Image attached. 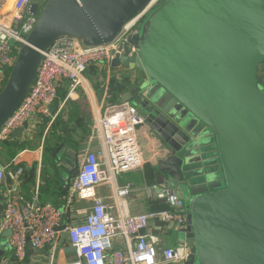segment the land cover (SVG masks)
<instances>
[{"label":"water","instance_id":"water-1","mask_svg":"<svg viewBox=\"0 0 264 264\" xmlns=\"http://www.w3.org/2000/svg\"><path fill=\"white\" fill-rule=\"evenodd\" d=\"M150 2L46 0L40 11L33 4L37 21L0 90V127L23 101L42 52L57 38L73 36L85 47L109 43ZM129 41L138 52L115 56L110 64L137 71L120 100L136 106L160 150L152 161L154 179L167 189L190 188L181 240L190 247L186 264H264V0H165ZM147 80L150 87L143 86ZM58 103L50 104L52 115ZM26 127L12 137L21 138ZM201 127L218 150V187H190ZM66 163L72 181L78 168ZM2 209L0 195V217ZM10 234L0 233V257L1 241ZM33 252L43 249L28 247Z\"/></svg>","mask_w":264,"mask_h":264},{"label":"built area","instance_id":"built-area-1","mask_svg":"<svg viewBox=\"0 0 264 264\" xmlns=\"http://www.w3.org/2000/svg\"><path fill=\"white\" fill-rule=\"evenodd\" d=\"M160 1L151 0L109 43L85 47L73 36L57 38L42 52L23 101L0 127V149L24 123V132H35L44 117L51 123L68 99H80L81 90L87 87L84 75L89 67H111L115 56L135 55L138 45L129 38L139 34V26ZM45 2L0 0V90L37 21L38 12L34 14L31 6L35 4L40 11ZM65 85L67 93L60 99V88ZM56 98L57 113L52 115L49 106ZM94 114L89 142L77 156L78 173L62 207L40 201L37 190L30 197L19 192L15 186L21 182L22 168L6 171L14 159L0 168V186L7 176L14 181L13 187L10 184L9 189L0 191V233L11 231L8 242L12 251L3 263L39 264V260L25 263L28 247L44 249L65 241L75 253L66 264H186L190 247L185 240L181 242L184 238L176 245L163 244V236L173 231L187 235L185 205L176 190L158 184L148 187V197L164 201L168 207L134 213L127 204L133 186L117 183L121 175L144 166L137 133L143 116L130 101L105 104ZM94 141L98 142L96 148ZM159 154L160 150L155 151L153 158ZM102 185L110 188V200L97 195ZM77 201L85 205L74 207Z\"/></svg>","mask_w":264,"mask_h":264},{"label":"crops","instance_id":"crops-1","mask_svg":"<svg viewBox=\"0 0 264 264\" xmlns=\"http://www.w3.org/2000/svg\"><path fill=\"white\" fill-rule=\"evenodd\" d=\"M91 68V67H89ZM88 68V70H89ZM105 68H108V71L112 69V67H103V69H99V71L103 72V75H100L98 77V90L95 89L93 84L88 78L86 71L84 77L86 79V90H81V98L80 99H68L67 102H65L64 107H62L61 111L62 113H58L53 119V121L45 122L44 119L41 120L38 123L37 129L35 132H24L21 136V138H15L13 137L12 140L7 141L3 144L2 148L0 149V168L5 167L8 163L14 159V162L10 164V167L7 170L15 171L19 168H22V170H28L30 168H34L35 170V177L33 184L26 183L25 186L21 185V182L15 186L19 192L24 194L26 197H30L32 194V191L37 190L38 196L40 201L47 202L54 204L56 206L62 207L65 204V198L68 194V187L71 185V175L68 173L69 171V165L65 163L66 169L64 171H60L59 174H56L51 167L50 164L44 161L43 155L45 151V142L49 137L51 136L52 127L55 126V124L58 123L57 116L59 114H62L61 117L63 119V128L56 129L55 133H57V138L62 139L63 136L67 135L71 129V127L75 126L76 130L75 137L77 140L81 139V134L84 133L82 124L83 122H87L90 127H92V121L94 117V113L97 112L102 108L105 104H113L117 102H121L119 99L118 101L113 100L111 102V99L115 97V95H112L109 90V75H105ZM96 77H94L95 79ZM132 82H130L131 84ZM130 87H126V90ZM63 92L64 94L61 96L60 99H63L67 93L66 85L60 88V92ZM124 93V92H123ZM122 95V94H121ZM98 97V98H97ZM75 101L81 102L84 101L86 103V112H88V120L83 117L84 113L82 108L75 109L73 106L75 105ZM73 102H75L73 104ZM80 106V104H79ZM81 107V106H80ZM79 131V132H78ZM137 133H138V142L139 145H142L143 149H141L143 159H144V166L141 169L126 173L125 175H122V180L117 179V183L119 185H124L126 183H129L133 186L134 191L131 193V195L127 198L128 207L132 212H139V211H146L151 209V200L155 199L154 197H148L147 195V188L151 187L153 185L158 184V182L154 179L152 175L153 170L152 169V161H153V154L155 151L158 150L156 147L155 142L151 140V138L148 135L147 128L145 125L141 124L137 127ZM10 143H15V153L14 155H9L8 153V145ZM87 146L84 145L79 153L80 155L82 150ZM93 146L96 148L98 146V142L94 141ZM141 148V146H140ZM19 149H22V151L19 152ZM65 148L63 147L62 150ZM71 148L67 149V154L70 153V155H73L71 153ZM62 152V151H61ZM60 152V153H61ZM59 153V154H60ZM76 156V155H75ZM76 156V157H77ZM73 158L75 159L74 155ZM78 158V157H77ZM68 161V160H67ZM69 175V176H68ZM9 179L11 181H9ZM4 185L3 190H7L10 187V184H14V181L7 176L5 180L1 183ZM177 192V191H176ZM110 194L111 190L106 185L99 186L97 188V195L103 198H106L107 200H110ZM129 201L133 203L132 207L129 205ZM85 205L84 201H77L74 203V207H83ZM164 245H166V241H164ZM59 243V244H58ZM57 246H48L43 249V252L41 253H27V257L25 260V263L30 261L32 263V260L37 261L39 260V264H66L67 261L73 259L75 257L74 251L71 250V247L68 245V242H56ZM169 245V244H168ZM12 254V253H11ZM12 256V255H10ZM9 256V257H10ZM11 258V257H10ZM43 258H48V260L45 262ZM4 257H0V264L3 263ZM51 262V263H50ZM30 264V263H28Z\"/></svg>","mask_w":264,"mask_h":264},{"label":"rangeland","instance_id":"rangeland-1","mask_svg":"<svg viewBox=\"0 0 264 264\" xmlns=\"http://www.w3.org/2000/svg\"><path fill=\"white\" fill-rule=\"evenodd\" d=\"M165 0H161L155 7H153L150 12L158 7L161 3ZM149 12V13H150ZM148 16V15H147ZM146 16V17H147ZM146 19V18H145ZM142 25L139 26L141 30ZM103 69V68H100ZM105 75H109V81L111 79L115 80L116 85H119L120 82L124 84L125 87L130 85V82H134L136 78L137 71L130 70L128 68H112L108 71V68H105ZM10 71V70H9ZM9 73V72H8ZM150 81H145L143 83L144 87H150ZM98 98V97H97ZM118 101V100H116ZM133 104L132 102H130ZM199 132V140H200V150L197 151L195 154L197 155V161L191 164L193 171L189 175V180L191 182L190 187L197 188H210V187H218L222 185V173L220 168L219 162V155L218 150L214 141L212 134L206 129V131ZM141 149H143L142 145ZM62 156V153L60 154ZM61 171H64L63 169ZM65 172V171H64ZM122 175L119 177V180H122ZM191 187V188H192ZM190 188L185 186L181 187L177 190L178 196H180L183 200L185 207H188L189 204V197H190ZM129 205L132 207L133 203L129 201ZM185 234L183 232H171L163 236V240L166 241L169 245H176L178 241L184 238ZM1 245L5 251L4 259H10V255H12L11 247L8 242V237L1 241ZM10 256V257H9ZM8 264V263H4Z\"/></svg>","mask_w":264,"mask_h":264},{"label":"trees","instance_id":"trees-1","mask_svg":"<svg viewBox=\"0 0 264 264\" xmlns=\"http://www.w3.org/2000/svg\"><path fill=\"white\" fill-rule=\"evenodd\" d=\"M262 70L264 71V66L262 67ZM87 75H88L89 80L91 81V83L95 87V89L98 90V86H99L98 77L100 75H103V72L99 71L98 67L91 66V68H89V70L87 72ZM94 77H96V78L94 79ZM261 88L264 90V81L261 84ZM109 90H110V93L112 95H115V97L111 99V102H113V100H119L120 99V96L126 90V87L121 82L119 85H116L115 80L111 79V82L109 83ZM63 94H64L63 92L60 93L61 96ZM75 102H73V104L75 103V105H77V106H73V107L75 109L82 108L84 113H85L86 112V110H85L86 103L84 101H81V102L75 101ZM79 104L81 107L79 106ZM62 112L63 111H61L60 113H62ZM61 115L62 114H59L57 116L58 123L52 127L51 136L45 142V151H44V155H43L44 161L51 165V167L53 168V170L56 174H59L62 169H64V170L66 169L65 163L67 162V160H70L71 162L76 163L77 154L79 153V151L81 150V148L84 145L88 144L89 139H90V135L92 133V127H90L89 124L85 121L82 124V128L84 130L83 131L84 133L81 134L80 140H77V138L74 135L76 132V130L73 131V129H75V126L69 128V129H71V131L67 135L63 136L61 140L58 139L56 136L57 133H55V130L56 129L62 130V128H63L62 127L63 126V119H62ZM83 117L88 120V112H86V114L83 115ZM15 146H16L15 143H10L8 145L9 155H11V156L14 155ZM63 147L65 148L64 150H62ZM68 148H71V150H72L71 153L74 155L75 159L73 158V155H70V153L67 154ZM60 152L62 153V156H60V154H61ZM68 174L71 175V172H69ZM151 176H153V173ZM34 177H35L34 168H30L28 170L26 169V170L22 171V174L20 176L21 185L25 186L26 183L33 184L32 182H34ZM150 204H151V207H150L151 209H149V210H157V209H163V208L168 207V205L164 201H161L158 199H152Z\"/></svg>","mask_w":264,"mask_h":264}]
</instances>
